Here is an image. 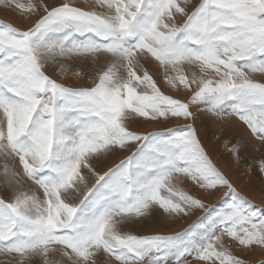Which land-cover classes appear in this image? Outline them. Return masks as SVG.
<instances>
[{
  "label": "snow or ice",
  "instance_id": "1",
  "mask_svg": "<svg viewBox=\"0 0 264 264\" xmlns=\"http://www.w3.org/2000/svg\"><path fill=\"white\" fill-rule=\"evenodd\" d=\"M189 7L0 0L28 25L0 21V264H253L264 250V207L214 162L206 130L264 190L251 75L264 74V0ZM221 189L210 210L204 194Z\"/></svg>",
  "mask_w": 264,
  "mask_h": 264
},
{
  "label": "rangeland",
  "instance_id": "2",
  "mask_svg": "<svg viewBox=\"0 0 264 264\" xmlns=\"http://www.w3.org/2000/svg\"><path fill=\"white\" fill-rule=\"evenodd\" d=\"M53 2L58 3L59 0H53ZM73 2L81 6H86L88 4H91L92 0H73ZM197 3H199V0H190L189 11H191V6H194ZM0 21L12 23L18 28H24L28 26L26 23L22 22L17 16H15L13 13L4 11L3 9H0ZM251 75H253V77L257 80L264 79V74L254 73ZM68 78L73 79V80H78L80 84L82 85L90 83L89 80L81 79L79 77L73 76L71 72H69ZM164 90L166 92L168 91V89H164ZM183 123H184L183 121H176V120H173L170 122H164L163 124H160V125H157L154 123H145L142 125L141 130L142 131L163 130L165 126L176 127L178 125H182ZM204 125H205L204 118L197 120L198 127L203 128ZM206 130L208 132L209 139L212 140L213 143L217 144L216 151L214 153H211L214 162L220 161V163L218 164V167H220L221 170L224 171L226 175H228L229 178L235 182L237 191H239L242 195L247 196V198L253 202V205L257 209L264 207V190H262L260 178L247 176L244 174L243 168L237 171L234 165L231 168L225 167L223 157H222V153L226 151L224 144L217 141L216 137L212 135L211 127L207 128ZM224 191L226 190L221 189L219 192H214L211 195L205 193L204 202H205L206 207L212 210L213 206H219L220 200H221V197L223 196ZM202 215H204L203 210H199L195 212L193 215H190L189 217L179 221L178 223L169 222L166 227H162L159 230L165 231V232L180 231L183 228L188 227L195 220H197L198 217ZM261 259H264V250L258 249L256 253L253 256H251V260L253 261V264H258V262Z\"/></svg>",
  "mask_w": 264,
  "mask_h": 264
}]
</instances>
